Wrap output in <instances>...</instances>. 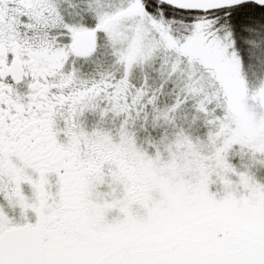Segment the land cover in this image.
<instances>
[{"label":"snow or ice","instance_id":"1","mask_svg":"<svg viewBox=\"0 0 264 264\" xmlns=\"http://www.w3.org/2000/svg\"><path fill=\"white\" fill-rule=\"evenodd\" d=\"M0 264H264V0H0Z\"/></svg>","mask_w":264,"mask_h":264}]
</instances>
